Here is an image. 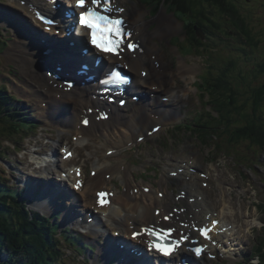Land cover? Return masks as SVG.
<instances>
[{"label": "rangeland", "instance_id": "374dc122", "mask_svg": "<svg viewBox=\"0 0 264 264\" xmlns=\"http://www.w3.org/2000/svg\"><path fill=\"white\" fill-rule=\"evenodd\" d=\"M122 1L125 5L128 4L127 0H122ZM189 2L190 4L184 2L183 0V3L185 4L186 7L194 9V7L191 6L193 4L192 0H189ZM198 2H203L205 4L204 0H198ZM130 6L132 11H134V8L136 7L138 8L137 4ZM206 6L208 7L209 13H211V15L214 14L215 19L225 24L226 27L223 30L224 34H227V30L230 27L232 28L231 29L232 33H234L233 31L234 28L231 26L230 22H234L236 18L234 19L231 17L232 19H228L226 17V13L220 8V5L213 0H209ZM139 8H143V7L139 5ZM234 9L236 11V16L241 14L246 15L247 13H252L255 16L252 18L246 15L245 18L246 20L249 19L252 21L251 25L254 28L253 30L256 31V33L254 32L253 36L250 37V41L252 42V45L255 47V53L259 58H256L255 59L256 61L254 60V62H252L251 65H248V67L246 68L243 67L242 68L243 73H240L237 70H234L233 72L229 71L230 60L228 58L230 56L224 50L218 51L216 54L206 52V54L210 55L214 61L210 60L208 57H204L203 62L201 64V66L203 67V77L207 78L209 82L214 83L216 80L220 79L218 90H220L222 87L221 64L224 70L228 71L229 77L227 78V83L229 82V84L227 85L226 83L223 90L220 91V96H219V102L221 104L220 109L222 111V116L224 117V120L226 122L225 123L226 127L229 124H231V122H234L236 119L242 118L240 112L244 113L243 116L247 117L248 119L251 118L255 119L256 112H258V114L262 116L261 110L256 109L255 101H256V92H259L260 95L264 94L263 91H261L264 86V76H260L258 78L252 79L253 71H256L259 68V65L255 66L256 62L259 60H264V5H262V0L261 3H259L258 5L252 1L249 3V5L246 8H244L243 6L241 7L242 11L245 14H243L241 9L236 7L235 4H234ZM195 14L198 15V12H195L192 15ZM156 17H154L149 21H152L151 23L157 26L156 19L159 16L157 18ZM196 22L197 19L191 20L189 23L190 25H188V28L191 25L195 24ZM180 29L181 31L186 33L187 27L185 23H182L180 25ZM2 36L4 38H10L7 29L6 30L0 29V38ZM169 36L170 35L159 40L164 43ZM193 36L196 37L195 32H193ZM230 36L232 37V40L235 37V35L232 34ZM193 55L198 56L197 54H193ZM201 56H204V54L200 53L199 57ZM217 57H218V62L215 60ZM183 61L186 62L188 61V59L184 58ZM171 63L172 62H170V64L169 62L166 63L168 70L170 71L168 72L167 70L165 72L166 75L167 72L170 75L167 78V80L172 79L175 81V84H178V80L181 81L186 79L188 82L190 78V74L192 72L191 69L187 67L190 69V72L184 77L178 74L177 72L178 68L173 67L175 69L174 71V69L171 66ZM14 66L17 68L16 64ZM193 66L194 69L200 70V65H193ZM262 74L264 75V73ZM2 75L6 81L7 80L10 81L9 78H12L4 74V72L0 70V79L2 78ZM258 104L260 105V103ZM222 128L224 129V127H221V129ZM225 135L228 137L229 142L234 145H232L231 148H229L231 151L226 152L227 153L226 155L223 154L221 157L217 156L218 157L217 164H221L220 172L218 173L217 177L220 176V182L223 183L226 187H228V198L230 199V201H232L233 203L232 207L235 209L233 215L237 216L239 222L242 221L243 223L242 227L246 231L245 232L246 234L244 235L243 232V235L241 237L248 244L250 250L254 248V245L259 241V238L263 240L262 245L258 247V252L261 253L264 262V235H260L262 231H264L263 228L264 209L257 207V205L259 204H264V148H263L264 128L263 130H257L256 133L252 136L245 129L236 130V131L233 130V132L231 133L226 132ZM182 139H184V137H182ZM234 139L242 141L243 143H241L240 145H235ZM217 141L220 144H223L225 147L230 145L229 142H223V140L220 139H218ZM170 145L172 146L171 141H169V146ZM26 146H27V142L22 143L21 145V147H26ZM154 150L155 148L152 147V149H146L145 153L146 155H148L151 154ZM239 150H243V151L240 152ZM179 152L182 153L181 149H179ZM93 153L98 154L97 150L81 151L80 158L83 159L87 154H93ZM204 155H205V150H202L201 156ZM147 157L151 160L149 156ZM101 160L104 161L103 158ZM78 161L76 160V162ZM92 163L93 160L91 159L90 164ZM110 163L114 164V162H110ZM142 163L146 164L147 162L143 161ZM90 164H85V165H89L90 167ZM228 164L231 165L229 166ZM146 166H148V164H146ZM89 167L87 168L88 172L90 170ZM215 171H218V169L216 168ZM238 173L240 174L242 179L239 177ZM236 179L242 180L246 184V187L244 188L243 182H238L236 181ZM233 190L239 192L236 193L233 192L232 194ZM240 192L242 193V195H244L247 198L241 197ZM230 218L234 219L232 215L230 216ZM238 256L241 257L240 254H238Z\"/></svg>", "mask_w": 264, "mask_h": 264}, {"label": "bare ground", "instance_id": "6f19581e", "mask_svg": "<svg viewBox=\"0 0 264 264\" xmlns=\"http://www.w3.org/2000/svg\"><path fill=\"white\" fill-rule=\"evenodd\" d=\"M198 3L201 6L205 5L203 2H198ZM183 10L185 12L187 11V9H183ZM146 12L147 11L144 9H139V10H135L134 12L130 13L131 22L135 28L136 36L142 40V42L144 43V48H145L144 53L139 54L134 59V63L136 64L137 68H141V69H145L149 71L146 77L147 84H151V85L161 84V87L158 88V91H163V90L167 91L166 83L168 81L167 78L170 76L168 74V72L170 71L168 70L166 63L169 62L170 64V62L172 61L169 60V53L166 52V47L164 46V43L161 42L159 39H162L170 35L171 32L177 28L178 23L175 20L173 15H170L166 13L165 10H163L159 13L158 15L159 17L158 16H157L158 18L156 17L157 26L155 24L153 25V23H151L152 21H149L146 18ZM14 20L15 19L12 18V22H14ZM15 23L18 25L20 24V22L16 20H15ZM75 29L81 31V29H79L78 26H75ZM17 33L19 34V37H21L20 43H23L18 47L30 53V58L26 62L23 61L22 63H20V66L27 69L26 73H29V75H31L32 62L34 61L33 55L34 53H36L34 50H36L37 47L33 43L28 41L29 34H25L23 31H20V33L17 31ZM166 57H167V60H166ZM90 70L91 69H89L88 71ZM167 70L168 72L166 75L165 72ZM177 72L179 75L185 77L190 72V69L187 68L186 65L182 64L178 67ZM86 73H89V72H86ZM181 83L182 82L178 80V84H181ZM46 84L48 85V89L54 90V91L57 87H59L58 84L56 87L55 84H50V82H47ZM85 86H80V85L77 86L76 92L87 89L88 87L86 88ZM188 93H189V89L185 90L184 95H187ZM77 98H80V95ZM147 98L148 97H146L145 95V97L143 98H135V99L142 104V102H144ZM55 103H59V101L55 100ZM154 111H156L155 108H154ZM77 115H78V112L73 111V114H71V117L75 119L77 118ZM66 124H69V122H66ZM74 128L75 130L72 132L74 135L84 133V134H89L90 138H94L95 136L98 135L97 133H92L91 130H87L86 127H82V129H76L77 127H74ZM87 156H85L83 159H80L77 164L79 165L81 171L84 173L82 178L86 180V185L84 187L85 189L84 194L87 198V201L89 203L94 204L96 192L108 191V189L112 187V183L105 176L106 174L102 172L95 173L93 172L92 169H90L88 172L87 168L89 167V165H85V164H90V161L91 159L94 158V156L93 155H87ZM198 158H199L198 154H194L192 157L193 161L196 163L199 162ZM71 161H76L75 155L73 156V159H71ZM60 168H63L62 165H60ZM106 168L109 169L110 166H106ZM119 173H121V175L125 176L126 178V185H125L126 190L125 189L120 190V187L118 186L119 191H117L116 196H114L112 205L105 212L109 213L110 211H113L114 206L116 207L115 212H121L123 210H126L127 211L126 223H128L131 220L136 222L137 219H140V220L143 219L145 221L158 220L160 216H164V214H168V212L174 207L173 203L178 204L180 201L177 199L175 202L172 203L168 199L167 196H165L164 198H160L159 196L154 195L152 192L147 193L143 189L141 190L138 184H134L133 179L131 178L132 172L129 169L122 170ZM196 178H197L196 176H192L190 181L187 180L186 185L192 182H195ZM167 181H168V177L164 176L160 182L162 185L164 184L167 185ZM31 182H33V180H31ZM136 188H139V190L137 191ZM151 189H154V186H152ZM121 191L123 192L121 193ZM195 191L200 195H206V191H210V188L195 189ZM71 199L72 198H70V200ZM228 199H229L228 198V188H225L224 184L221 183L219 186L217 197L211 203V205H213L214 207L220 206L222 209L220 211V215L223 216L225 219H230L228 218V216L232 214V212L234 213L235 211V209L232 207V204H233L232 201ZM194 206L201 207L202 210H204L203 208L209 207L207 206L206 200L204 202L201 201ZM154 207L162 208L163 212L159 216L155 215L153 211ZM132 213H138V216L136 217L137 219L130 216ZM198 215L199 213H197L196 217L199 220L201 219V216L199 218ZM95 223L97 224L98 221L96 220ZM178 231H181V230L178 229ZM103 252L104 250L103 248H101V252L99 253L103 254ZM6 254H7V257L6 256L5 257L8 259L9 253L7 252ZM108 254L111 255L112 257L115 256L114 250L110 251V253Z\"/></svg>", "mask_w": 264, "mask_h": 264}, {"label": "snow or ice", "instance_id": "6c2138e0", "mask_svg": "<svg viewBox=\"0 0 264 264\" xmlns=\"http://www.w3.org/2000/svg\"><path fill=\"white\" fill-rule=\"evenodd\" d=\"M77 7H87L86 11L80 13L79 23L82 26H86L91 30V43L101 49L102 51L112 52L115 54L119 53L120 45L126 44L129 50H136L139 48V44L134 42L133 40V32L127 25L123 15H115L116 13H124V9L116 7L113 3V0H91V6H86L85 0H76ZM42 20L43 17H40ZM46 23H53V21H45ZM124 77L119 73H113L111 78L103 81V83H122L124 81ZM72 85L68 84L70 88ZM121 104L124 103L123 100L120 101ZM101 118H107L106 114H103ZM83 123L87 124L88 121L84 120ZM75 187H80V182L77 181L74 185ZM109 195L105 192L97 193L98 197H106ZM101 204L107 203L106 199H101L99 201ZM167 219V217H165ZM213 225L217 223V221L212 222ZM196 227V225H193ZM144 233L149 236H156L158 239H165L174 229H159L157 230L155 227H147L142 230ZM198 231L205 239L211 240L212 237L210 233L213 231L212 227L207 225L198 228ZM134 235H137L134 233ZM188 237H181V240H186ZM181 240H177L172 244H161L156 243L155 241L150 244V247H154L157 251L170 255L172 252L176 250L179 246ZM193 251L200 255L204 248L196 247Z\"/></svg>", "mask_w": 264, "mask_h": 264}, {"label": "trees", "instance_id": "16d2710c", "mask_svg": "<svg viewBox=\"0 0 264 264\" xmlns=\"http://www.w3.org/2000/svg\"><path fill=\"white\" fill-rule=\"evenodd\" d=\"M198 2V0H193ZM209 0H204L208 2ZM220 5V8L226 13L227 16L236 18L234 20L235 28H239L243 33L247 34V37L250 38L253 36L254 28L251 25L252 31L249 30V22L251 20H246L245 16H236V11L234 9V4L236 1L241 5H247V2L253 0H213ZM233 2V3H232ZM231 18V19H232ZM261 73H264L262 70ZM260 95L259 92H256V98ZM6 128L0 127V134L5 132ZM0 188L1 184H0ZM14 195V191L10 192H0V213L3 211L7 212V222L0 221V264H52L54 262L55 254L51 251L53 246L51 245L52 240L47 241L43 240L42 244L40 241L42 232H39L38 227L33 226L31 223L29 215H26V211L21 209L20 205H15V202L9 205L8 201L10 196L8 194ZM15 199V198H14ZM15 201V200H14ZM2 202H6L7 208H3ZM19 209V210H18ZM36 232L38 234H36ZM31 233L29 239L26 238L27 235ZM49 233V232H48ZM51 238V235H50ZM5 252L9 253V258L3 261V255ZM260 253V252H259ZM261 255V253H260ZM262 258V255H261Z\"/></svg>", "mask_w": 264, "mask_h": 264}, {"label": "clouds", "instance_id": "9594fccd", "mask_svg": "<svg viewBox=\"0 0 264 264\" xmlns=\"http://www.w3.org/2000/svg\"><path fill=\"white\" fill-rule=\"evenodd\" d=\"M255 0H253V2H254ZM192 2H193V4H195L196 6H201L198 2H196V1H193L192 0ZM250 2H252V1H250ZM250 2H247V5H241L240 3H238L237 1H236V7H238V8H240L241 9V7L243 6L244 8H246L248 5H249V3ZM208 2H205V5L207 4ZM241 11H242V9H241ZM242 13L243 14H245L243 11H242ZM247 16H250V17H255L252 13L249 15V14H246ZM240 16H243L242 14L240 15ZM226 17L228 18V19H231V17H229V16H227L226 15ZM231 24H234L235 22H230ZM263 148H264V145H263Z\"/></svg>", "mask_w": 264, "mask_h": 264}]
</instances>
